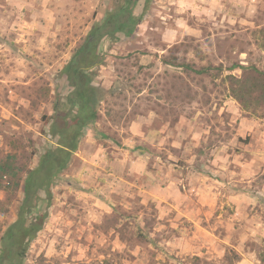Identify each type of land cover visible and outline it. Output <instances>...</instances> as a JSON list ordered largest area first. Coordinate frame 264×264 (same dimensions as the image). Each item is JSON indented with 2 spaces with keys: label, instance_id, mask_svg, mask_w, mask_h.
Masks as SVG:
<instances>
[{
  "label": "rangeland",
  "instance_id": "obj_1",
  "mask_svg": "<svg viewBox=\"0 0 264 264\" xmlns=\"http://www.w3.org/2000/svg\"><path fill=\"white\" fill-rule=\"evenodd\" d=\"M120 2L0 0V158L35 168L55 146L61 71ZM101 52L99 120L27 264H264V93L244 110L230 79L264 74V0H154ZM23 194L0 192V229Z\"/></svg>",
  "mask_w": 264,
  "mask_h": 264
},
{
  "label": "trees",
  "instance_id": "obj_2",
  "mask_svg": "<svg viewBox=\"0 0 264 264\" xmlns=\"http://www.w3.org/2000/svg\"><path fill=\"white\" fill-rule=\"evenodd\" d=\"M153 1L121 0L106 13L102 21L93 25L83 43L75 50L61 71V81L67 86H62L57 93L55 113L49 129L50 137L56 143L40 155L38 165L30 168L20 162L16 154L0 158V192L24 193L16 220L5 230L0 229V264H27L31 244L49 219L54 186L78 151L86 128L99 120L97 106L102 101L99 96L105 91H101L94 79L98 68L104 64L101 46L105 42L115 44L133 37ZM252 70L257 84L253 89H248L244 80L230 76L236 85L232 90L233 96L244 110L251 101L259 100L261 96L246 100L243 93L250 96L259 91L264 93L263 72L256 68ZM63 90L66 93L64 98L61 96ZM33 152L36 153L35 150ZM9 212L10 207L0 201V215Z\"/></svg>",
  "mask_w": 264,
  "mask_h": 264
}]
</instances>
